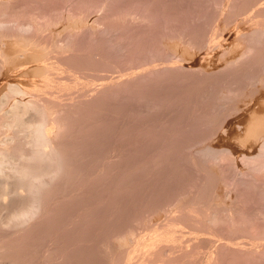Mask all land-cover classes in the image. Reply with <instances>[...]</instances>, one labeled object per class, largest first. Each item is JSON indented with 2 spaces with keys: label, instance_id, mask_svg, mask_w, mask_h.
Segmentation results:
<instances>
[{
  "label": "rangeland",
  "instance_id": "1",
  "mask_svg": "<svg viewBox=\"0 0 264 264\" xmlns=\"http://www.w3.org/2000/svg\"><path fill=\"white\" fill-rule=\"evenodd\" d=\"M0 4V16L6 19L11 18L8 20H11L12 23H14L12 24L9 22L8 24L10 26L7 24L4 28H0V86L3 84L0 89L3 90L4 84L7 83V81L8 83L16 82L20 83L22 86L24 85L23 87L27 89L29 88L28 91L31 89L36 90L37 88L39 93H47V95L51 96L50 99H55V101L58 100L56 103H59L58 105L62 109L64 108L62 110V117L68 124L67 129L69 133L66 135L65 139L71 144L73 150L76 149V153L75 151L73 152L72 149L71 153L77 155L72 154L74 156H71V160H69L70 163H72V165L70 164L72 166L70 174L72 179H68V184H62L65 186L61 185L63 189H61V191L58 189L61 193L57 191V201L60 203L56 201L57 205L53 207V209H55L53 210V214H55L53 215V220H56L54 221L55 224L53 223L54 226L52 225V228L50 227L51 229L48 234L45 230L46 233L41 232L42 235L39 234L40 237L36 235L34 237L35 239H33V242L36 245L39 244L40 241L44 243L43 240H45V243L47 242V244H51L53 249L54 247L56 248L53 251H48V255H44L40 252L39 260L44 256H49L51 264H124V260L125 264L128 260L134 262H128L127 264H137L143 261L141 260V256H144V260L146 261L150 259L147 262L151 261V264H155L153 263L154 260L152 261L153 258H155V260L162 258L160 259L161 261H155L158 262L157 264H163L162 261H165L167 258V261H165L166 264H185V262L186 264H199L200 262L203 263L204 259L206 260L203 264H206L207 257L210 258L212 255H217L216 257H219L223 254V259H221L222 256H220V260H222L221 262L219 261V258L217 259L214 257L216 258V261H218L217 264H264V255H261L259 259V256L252 255L250 252L251 247L255 246L257 243L260 244L264 242V238L261 240V237H264V219L263 222H261L262 218H259L260 221L259 219L257 220L253 218L256 222L252 221L253 219L251 220L255 208H257V206L263 201L262 196L264 195V189H261L263 186L261 184L263 183V180H257L256 182L254 177V179H252V177L250 178L251 175H248V169L243 168L246 164L241 163V161H245L244 158L246 156H253L256 154L260 139L257 142V140H255L257 138L251 139L250 137L249 139L244 137V130L239 128V123H237L239 120L247 117L249 109H259L261 103L259 104L258 102L264 99V42L256 47L255 51L258 53L254 52V55L247 60L248 62L246 61L247 58L245 59L246 62L244 61V65H234L232 67L229 65V68L226 66L227 63H229L228 61L239 56V54H241L240 52H242L248 44V37L243 33H247L250 31L249 29L254 28V26H264V0H0ZM3 12L7 15L6 17ZM35 18H37V20ZM18 20L21 22H31L33 27L31 26L30 29L28 28L29 30L26 29V32L25 29L22 30L17 26ZM45 20H49L48 22L50 23ZM43 22H45V25ZM13 25H15L14 27H17V29H15ZM20 44H23L25 47L30 45L27 47L30 48V50H34L36 47L45 48V52L41 57L43 59L41 60L49 63L50 70L53 68V71L51 70L52 73L50 70L45 73L44 71L34 68H30L31 70L28 69V71H26L23 66L27 64H17V66L12 63L11 65V61L14 58L8 60L5 59L6 54L4 57L3 50L7 52L6 50L8 49L12 50L11 47H20V51L18 48V50H15V48L12 50H15V52L18 51L16 54L19 55V52L23 50L21 49L23 46ZM8 45L10 48H8ZM213 45L214 47L212 48ZM257 48H261V50H258ZM10 50L8 52H12ZM26 50L30 52L29 49ZM256 58H261L259 60L257 59L258 63H256ZM223 62H227L224 64L225 66H222ZM244 62H242V64ZM253 62L257 65L255 66ZM33 63L34 62H32V64ZM199 64L200 67L202 65L203 69L199 68ZM164 65L165 67H163ZM219 66H222L224 69L227 67L228 69L224 70ZM69 67L71 68L69 69ZM157 67L161 70H158ZM214 67L217 68L215 71H212L211 69H215ZM218 67L221 71L217 70ZM152 69H154V73ZM164 69L166 72L162 71ZM66 72L69 74L67 75ZM59 74L61 77L62 74L65 75L66 80L64 76L63 79L58 77L60 76ZM251 74L253 75L254 80L249 77ZM237 76H239V78ZM232 77L234 78L233 80ZM42 78L51 80L50 86L53 88H44L45 86L41 85ZM248 78H250V82L248 81ZM36 81L40 84L36 83ZM84 81L85 83H83ZM62 83H67L68 86L64 85L63 87ZM97 83H102L99 85L101 87L97 86V88L95 86L98 85ZM103 83L105 85L108 84L107 86L109 88ZM7 86L5 88H7ZM91 86L94 87V90ZM86 87L91 88L89 89ZM240 87L241 89H239ZM1 90L0 97L4 93V91ZM37 90L36 92H38ZM29 93L22 97H29ZM34 93L35 92L33 91V94ZM79 94L82 95L79 96ZM77 96L79 97L77 98ZM13 97L15 98V96L12 95L9 100H13ZM258 97L261 98V100ZM225 98L227 100H225ZM242 101L244 102L242 103ZM217 104L220 105L217 106ZM220 107L223 108V111H220ZM3 108V106H0V112H2ZM1 130L0 138L4 136L5 132H7V128ZM77 130L79 132H77ZM83 130L85 133H83ZM226 131L229 132L230 135ZM239 132L243 133H240L239 136ZM79 134L82 135L80 136ZM70 138H72V140ZM245 138L248 139V141ZM204 146H213L218 149L222 148L219 158H217L216 161L211 157L212 161L209 157H205V159L204 156H202V152H200L202 147L205 148ZM199 156L202 159L199 158ZM196 160H198V162ZM91 167H93V169ZM89 168L91 171H89ZM94 168L96 169L94 170ZM244 169L248 172H244ZM81 170L84 173L81 172ZM72 173L74 175H72ZM227 173L229 177L227 176ZM208 175L210 176L207 177ZM74 180H76V183H71V181ZM88 181L90 182L88 183ZM227 181L229 183L231 182V185ZM79 182H81L80 185H78ZM250 184H254V186H251ZM81 185H83V187ZM68 188L69 191L67 190ZM208 188L211 190L209 191ZM260 189L263 192L261 191L260 193ZM197 190H199V195ZM64 192L65 194H62ZM228 192L229 194H227ZM181 198H183V200ZM185 198L188 199V202H185ZM87 199H89L88 201L90 202H88ZM195 199H198L199 201H196ZM209 199H211L214 204L215 202L219 204L227 203L235 210L238 209V211H234L236 213H234L236 216L235 220L239 218L238 222L233 224L226 219H223L225 223L221 220L218 223H214V225L217 224L216 226H213L211 223V225H209L206 222H198L195 217H197L196 214L200 215L199 212L202 211L200 208V211L196 213L195 211H191L187 217L184 215L183 217L180 216L182 213L181 208L185 207V209H189L194 206H204L205 202L207 203L205 206H208V204L212 203ZM74 200L77 202H74ZM196 202H201V204L196 205ZM66 203L68 205H66ZM179 203L184 205L180 206ZM189 203H191V207H188ZM96 205L97 207H95ZM79 206L81 207L79 208ZM177 209L178 211L176 212ZM163 211H166L165 215ZM81 212H83V214ZM174 212L176 214H174ZM245 213L246 216L248 214L249 216L246 217ZM191 214H193V216ZM58 215H60V218ZM176 215L180 216V219L185 218V220H179V217L177 218ZM171 216L178 220L177 222L174 220V227L171 226L172 219H174L173 217L170 218ZM189 216H192L194 219ZM165 218L169 220L167 221ZM163 220L165 223L170 220L171 222L167 223V227L165 225L162 228V225L165 224ZM62 221L66 222L63 223ZM193 222L194 224H191ZM199 223L204 225L201 224V226H199ZM257 223L260 225L261 223L263 224L260 226ZM243 224H245V227ZM176 225L179 226V228L176 227ZM159 227H161L160 230L157 229ZM170 227L174 230L172 231ZM109 228H111V230ZM162 229H167V232H163ZM203 229L208 230L207 233H205V230ZM151 230L152 232L154 231V233L157 230L159 233L162 231L161 233L163 234L160 233V236V234L156 232L159 235L156 233L153 235ZM219 230L221 232L224 231V234L222 232L220 235L221 232ZM241 230H244L245 233ZM181 231L182 233H179ZM50 232L52 234H50ZM173 232H177L178 234L176 235ZM230 232H233L236 237L233 233L230 234ZM246 232L249 233L247 234ZM43 233L45 234L43 235ZM150 233L154 236L153 238H155V244L153 245L150 242L152 236L150 239L147 238ZM60 235L62 240L59 239ZM169 235L171 238H169ZM171 235L177 236L175 237V239H177L174 240V237ZM44 236L46 237L44 238ZM129 237L131 239L135 237L137 239L141 238L142 240L140 241L142 242H148L150 240L148 242L149 245L147 242L145 243V246L149 247L146 248L143 245L144 243H139L140 241L137 239L133 242V239L130 240ZM166 238L171 239L170 241L172 242L178 241L179 238L181 243L176 242V244H174L170 242L169 239H167L166 242ZM181 238H183V242L181 241ZM208 239L211 241H208ZM36 240L38 243H36ZM161 240L163 242H161L160 245L159 242ZM222 240L223 243H221ZM136 241H138L139 246L141 245V249H136V245H138ZM168 241L169 244L171 243L170 245L174 244L170 248L167 246ZM229 241L230 243H228ZM76 242L79 245L78 247ZM195 242L199 244H196ZM178 243L183 246V249ZM150 244L151 246L155 245V252L152 250L153 253L151 257L149 254H144L146 252L149 253V251L142 250L153 248L150 247ZM222 245H225L224 249ZM191 247H194L193 250ZM237 247L239 249L242 248V250L239 251ZM61 248L62 250H60ZM177 248L179 250L181 248V250L178 251ZM229 248L232 249L229 250ZM124 249L127 252H125ZM233 249L238 251V253L233 251ZM112 251L114 252L112 253ZM122 251L126 256L122 255L124 254ZM188 251H190V254L188 256H183ZM135 252L139 253L136 254ZM207 252L209 254L210 252H214L216 255L210 254L211 256H209ZM232 252H236L238 256ZM217 253H219V255ZM154 254L157 258L153 256ZM163 254L166 255L164 256ZM78 255L79 257H77ZM85 255L87 256L85 257ZM52 256L53 258H50ZM109 256L110 258H108ZM129 256L131 258H129ZM145 257H148L149 259H146ZM185 257H188V259ZM137 260H139V262H137ZM196 260L198 263L195 262ZM248 260L250 261L248 262ZM251 260H253V262H251ZM147 262H145V264ZM141 264H143V262Z\"/></svg>",
  "mask_w": 264,
  "mask_h": 264
},
{
  "label": "bare ground",
  "instance_id": "2",
  "mask_svg": "<svg viewBox=\"0 0 264 264\" xmlns=\"http://www.w3.org/2000/svg\"><path fill=\"white\" fill-rule=\"evenodd\" d=\"M1 2H3V1H1ZM1 5V4H0ZM2 9V8H1ZM4 12H6V11H4ZM3 12V14H4V16L6 17L7 15H5V13ZM11 17V16H10ZM13 17V16H12ZM8 19H11V18H8ZM8 19H6V18H4V17H1L0 16V28H4L5 26H7V24L9 23V22H11L12 23V21L10 20H8ZM14 19H15V17H14ZM36 20H37V18H35ZM34 19V20H35ZM35 20V21H36ZM41 20V19H40ZM55 20V19H54ZM45 21H49V20H45ZM53 21V20H52ZM16 22V21H15ZM77 22V21H76ZM36 23H37V21H36ZM40 23V22H39ZM44 23V25H45V22H43ZM48 23H50V22H48ZM58 23V22H57ZM12 24H14V23H12ZM40 24H42V23H40ZM39 24V25H40ZM9 25V24H8ZM43 25V26H44ZM51 25V24H50ZM91 25V24H90ZM93 25V24H92ZM263 25V24H262ZM10 26V25H9ZM12 26V25H11ZM15 25H13V27H14ZM17 26L20 28V29H22V30H24L25 29V31H26V29H30V27L32 26L33 27V25H32V23L31 22H21V21H17ZM36 26V25H35ZM35 26H34V28H35ZM37 27V26H36ZM76 27V26H75ZM9 28V27H8ZM11 28V27H10ZM15 29H17V27H14ZM20 29H18V30H20ZM28 29V30H29ZM33 29V28H32ZM72 29V28H71ZM21 30V31H22ZM250 31H248L247 32V30H246V32L247 33H243V34H246L247 35V42H248V44L246 45V47H245V49L242 51V52H240L241 54H239V56H236L235 58H233L232 60H230V61H228L229 63H227V62H223V65L222 66H225L224 64L225 63H227V67L230 65L231 67L232 66H234V65H244L245 64V62L250 58V57H252V55H254L253 53L254 52H256V53H258L257 51H255V49H256V47H258V45L259 44H261V43H263L264 42V26H261V25H258V26H254V28H251V29H249ZM31 31V30H30ZM52 31V30H51ZM27 32V31H26ZM242 32V31H241ZM50 33V32H49ZM48 33V34H49ZM47 34V33H46ZM245 35V36H246ZM68 36V35H67ZM64 37V36H63ZM66 37V36H65ZM57 38V37H56ZM68 38V37H67ZM66 38V39H67ZM61 40V39H60ZM64 40V39H63ZM42 41V40H41ZM43 41H45V40H43ZM59 41V40H58ZM207 41V40H206ZM4 42V41H3ZM22 43H24L23 41H21ZM56 42V41H55ZM54 42V43H55ZM16 43V42H15ZM26 43V42H25ZM27 43H29V42H27ZM50 43V42H49ZM57 43H59V42H57ZM13 44V43H12ZM18 44V43H17ZM31 44V43H30ZM36 44V43H35ZM208 44V43H207ZM220 44V43H219ZM226 44H227V42H226ZM21 46H23V44H20ZM26 45V44H25ZM223 45H225V44H223ZM263 45H264V43H263ZM15 46V45H14ZM30 46V45H29ZM29 46H27V47H29ZM215 46H216V44H215ZM27 47H25V46H23V48H21V49H23V50H21V52H19V55L18 54H16V52H18V51H16L15 52V50L18 48H15V47H11V49L13 50L14 48H15V50L14 51H12V50H10V49H8V48H10V46L8 45V50H6L7 52L10 50V51H12V52H5V50H3L4 51V53H3V55H4V57H5V54H6V57H5V59H15V61H14V59L11 61V65H12V63H14V64H27V65H22L23 66V68H24V70H26V71H28V69H30V68H34V69H38V70H41V71H44L45 73H46V71L48 72L49 70H50V66H49V63L48 62H43L41 59H43V58H41L42 57V55H43V53L45 52V48H38V47H36V49L34 48V50H30V48H27ZM52 47V46H51ZM204 47V46H203ZM214 47V45L212 46V48ZM20 48V47H19ZM18 48V49H19ZM24 48H26V49H29L30 50V52L29 51H27L26 49H24ZM210 48H211V46H210ZM210 48H209V50H210ZM211 48V49H212ZM262 48H263V46H262ZM17 49V50H18ZM31 49H32V46H31ZM225 49V48H224ZM258 50H261V48L259 49V48H257ZM1 50V49H0ZM199 50H200V48H199ZM216 50V49H215ZM238 50V49H237ZM19 51H20V49H19ZM31 51H33V52H31ZM53 51V50H52ZM202 51V50H201ZM219 51V50H218ZM222 51V50H221ZM233 51V50H232ZM263 51V50H262ZM187 52V51H186ZM190 52V51H189ZM203 52V51H202ZM225 52H227V51H225ZM260 52V51H259ZM53 53V52H52ZM261 53V52H260ZM12 54V55H11ZM54 54V53H53ZM217 54H219V53H217ZM230 54V53H229ZM262 54V53H261ZM187 55V54H186ZM219 55H221V54H219ZM224 55V54H223ZM235 55V54H234ZM257 55V54H256ZM255 55V56H256ZM18 56V57H17ZM215 56H216V54H215ZM263 56V55H262ZM12 57V58H11ZM57 57V56H56ZM258 57V56H257ZM55 58V57H54ZM216 58V57H215ZM247 58V59H246ZM263 58V57H262ZM180 59V58H179ZM206 59H207V57H206ZM214 59V58H213ZM245 59H246V61H245ZM258 58H256L255 60H257ZM259 59H261V58H259ZM258 59V60H259ZM46 60V59H45ZM55 60V59H54ZM216 60V59H215ZM251 60V59H250ZM249 60V61H250ZM258 60H257V62L256 63H258ZM263 60V59H262ZM6 61V60H5ZM10 61V60H9ZM14 61V62H13ZM49 61V60H48ZM203 61V60H202ZM221 61V60H220ZM245 61V62H244ZM253 61V60H252ZM264 61V60H263ZM32 62H34L33 64H32ZM242 62H244L243 64H242ZM248 62V61H247ZM6 63H8V62H6ZM29 63H31V64H29ZM55 63V62H54ZM184 63V62H183ZM218 63V62H217ZM216 63V64H217ZM254 63V62H253ZM9 64V63H8ZM8 64H6V65H8ZM59 64V63H58ZM205 64V63H204ZM212 64V63H211ZM54 67H56L54 64H52ZM175 65V64H174ZM178 65V64H177ZM208 65V64H207ZM249 65L251 66V64L249 63ZM254 65H255V63H254ZM257 65V64H256ZM255 65V66H256ZM9 67H11L10 65H8ZM7 66V67H8ZM14 66V65H13ZM18 66V65H17ZM160 66V65H159ZM180 66V65H179ZM178 66V67H179ZM221 66V67H222ZM247 66V65H246ZM245 66V67H246ZM262 66V65H261ZM264 66V65H263ZM20 67V66H19ZM63 67V66H62ZM61 67V68H62ZM66 67V66H65ZM163 67H165V65L163 66ZM162 67V68H163ZM171 67V66H170ZM177 67V68H178ZM185 67V66H184ZM204 67V66H203ZM209 67V66H208ZM220 67V66H219ZM219 67H218V71L220 70L219 69ZM220 67V68H221ZM227 67H225V69H228ZM243 67V66H242ZM248 67V66H247ZM21 68V67H20ZM22 68V69H23ZM71 67H69V69H70ZM158 68V67H157ZM161 68V67H160ZM173 68V67H172ZM182 68V67H181ZM197 68V67H196ZM199 68L200 69H203L202 68V65H201V67H200V64H199ZM215 68V67H214ZM217 68V67H216ZM216 68L215 69H211L212 71L214 70H216ZM223 68V67H222ZM234 68V67H233ZM241 68V67H240ZM259 68V67H258ZM257 68V69H258ZM53 69V68H52ZM51 69V70H52ZM68 69V68H67ZM156 69V68H155ZM174 69V68H173ZM205 69V68H204ZM224 69V68H223ZM224 69V70H225ZM239 69V68H238ZM243 69V68H242ZM247 69V68H246ZM260 69H263V68H260ZM31 70V69H30ZM33 70V69H32ZM51 70H50V72H51ZM60 70V69H59ZM153 70V73H154V69H152ZM158 70H161V69H159L158 68ZM169 70V69H168ZM197 70V69H196ZM210 70V71H211ZM224 70H222V71H224ZM232 70V69H231ZM235 70V69H234ZM254 70H256V69H254ZM19 71V70H18ZM21 71V70H20ZM25 71V72H26ZM53 71V70H52ZM69 71H71V70H69ZM162 71H165V69L164 70H162ZM175 71V70H174ZM192 71V70H191ZM211 71V72H212ZM217 71V72H218ZM221 71V70H220ZM238 71H241V70H238ZM247 71V70H246ZM245 71V72H246ZM250 71V70H249ZM61 72V71H60ZM159 72H161V71H159ZM166 72V71H165ZM226 72V71H225ZM230 72V71H229ZM228 72V73H229ZM233 72V71H232ZM258 72V71H257ZM2 73V72H1ZM52 73V72H51ZM67 73V72H66ZM65 73V74H66ZM73 73V72H72ZM180 73V72H179ZM185 73V72H184ZM190 73V72H189ZM5 74V73H4ZM64 74V73H63ZM62 74V77H61V75L60 76H58V77H61L62 79H63V76H64V78H65V75H63ZM69 73H67V75H68ZM71 74V73H70ZM196 74V73H195ZM217 74V73H216ZM220 74V73H219ZM237 74H238V72H237ZM45 75V74H44ZM49 75V74H48ZM47 75V76H48ZM51 75V74H50ZM187 75H189V74H187ZM197 75V74H196ZM202 75V74H201ZM215 75V74H214ZM229 75V74H228ZM231 75V74H230ZM240 75V74H239ZM244 75V74H243ZM246 75V74H245ZM252 75V74H251ZM251 75H249V77L250 78H254L253 77V75L251 76ZM46 76V75H45ZM55 76V75H54ZM181 76V75H180ZM192 76V75H191ZM217 76V75H216ZM215 76V77H216ZM248 76V75H247ZM254 76H256V75H254ZM52 77V76H51ZM56 77V76H55ZM70 77V76H69ZM109 77H111V76H109ZM188 77V76H187ZM195 77V76H194ZM199 77V76H198ZM204 77V76H203ZM218 77V76H217ZM222 77V76H221ZM228 77V76H227ZM238 78H239V76H237ZM243 77V76H242ZM246 77V76H245ZM244 77V78H245ZM6 78H8V77H6ZM45 78V77H44ZM44 78H42V83H41V85L42 86H45L44 88H46V89H50V87H52V86H50V83H51V80H49V79H44ZM72 78V77H71ZM111 78H113V77H111ZM197 78V77H196ZM200 78V77H199ZM212 78V77H211ZM250 78H248V81H249V79ZM11 79H13V78H11ZM22 79V78H21ZM54 79V78H53ZM181 79V78H180ZM203 79V78H202ZM228 79V78H227ZM234 78L232 77V80H233ZM236 79V78H235ZM246 79V78H245ZM251 79V80H252ZM256 79V78H255ZM258 79V78H257ZM41 80V79H40ZM59 80H60V78H59ZM65 80H66V78H65ZM191 80V79H190ZM204 80V79H203ZM254 80V79H253ZM33 81V80H32ZM56 81V80H55ZM69 81V80H68ZM75 81V80H74ZM74 81H72V82H74ZM110 81V80H109ZM1 82H2V80H1ZM10 82V81H9ZM71 82V81H70ZM100 82V81H99ZM184 82V81H183ZM216 82V81H215ZM230 82V81H229ZM243 82H244V80H243ZM250 82V81H249ZM252 82H254V81H252ZM257 82V81H256ZM4 83V82H3ZM30 83V82H29ZM36 83H38L37 81H36ZM52 83H54V82H52ZM57 83V82H56ZM83 83H85V81L83 82ZM105 83V82H104ZM103 83V84H104ZM2 84V83H1ZM8 86H7V85ZM38 84H40V83H38ZM37 84V85H38ZM63 84V85H62ZM61 85L64 87V85H66V86H68V84L67 83H62ZM87 84V83H86ZM98 84V83H97ZM102 83H100V84H98V85H95L96 87L98 86V87H101V86H99V85H101ZM211 84V83H210ZM228 84V83H227ZM235 84H236V82H235ZM3 85V84H2ZM2 85L0 86L1 88H2ZM60 85V84H59ZM90 85V84H89ZM105 85V84H104ZM104 85H103V87H104ZM108 84H106L105 86H107ZM110 85V84H109ZM229 85V84H228ZM7 86V88H5ZM24 86V85H23ZM20 83H8V81H7V83H5L4 84V88H5V90H4V88H3V90H1V91H4V93L2 94V98L0 97V106L2 107H4L3 109H2V112H0V134H1V129H6L7 128V132H5V134H4V136L2 137V138H0V264H51V261H50V259H49V256H44V257H42V259L41 260H39L40 258V255H39V253L41 252L42 254H47L48 253V251L50 252V250H54V249H56L55 247H54V249H53V246L51 245V244H47V242L45 243V240H43L44 241V243H42L41 241L39 242V244H34V240L33 239H35L34 237L36 236V235H38L39 236V234H41V232H45V230L47 231V234L49 233V230L52 228L51 226L53 225V223H54V221H56V220H53V215H55V214H53V210H55V209H53V207H55L57 204H56V201L58 200L57 199V191L58 192H60L61 191V189H63L62 188V186H65V185H62V184H65V183H67L68 184V179L69 178H71L70 177V174H71V168H72V163H70V161L69 160H71V156H74V155H76V154H74V153H71L72 151L74 152L75 151V153H76V149H72V147H71V144H69L67 141H66V139H65V137H66V135L69 133L68 132V129H67V122L64 120V118L62 117V110L64 109H62L58 104L59 103H56L58 100H56L55 101V99H50V97L51 96H49V95H47V93H43V94H41V93H39V91L37 90V88H36V90L38 91V92H36V90H33V89H31V90H29L28 91V89L27 88H25V87H23ZM61 86V87H62ZM76 86V85H75ZM94 86V85H93ZM93 86H91L92 88H93V90H94V87ZM112 86V85H111ZM239 86V85H238ZM37 87V86H36ZM56 87V86H55ZM62 87V88H63ZM71 87V86H70ZM90 87V88H91ZM97 87V88H98ZM108 87V86H107ZM106 87V88H107ZM211 87V86H210ZM213 87V86H212ZM237 87V86H236ZM53 88V87H52ZM57 88V87H56ZM59 88V87H58ZM62 88H61V90H62ZM86 88H89V87H86ZM89 88V89H90ZM105 88V87H104ZM109 88V87H108ZM113 88V87H112ZM219 88V87H218ZM223 88V87H222ZM7 89V90H6ZM65 89V88H64ZM66 89H67V87H66ZM70 89V88H69ZM74 89V88H73ZM85 89V88H84ZM216 89V88H215ZM228 89V88H227ZM234 89V88H233ZM239 89H241V87L239 88ZM41 90V89H40ZM44 90V89H43ZM72 90V89H71ZM86 90V89H85ZM101 90V89H100ZM99 90V91H100ZM104 90H107V89H104ZM217 90H219V89H217ZM33 91L35 92L34 94H33ZM66 91V90H65ZM98 91V92H99ZM211 91V90H210ZM238 91V90H237ZM29 92H31V93H29ZM53 92V91H52ZM86 92V91H85ZM88 92V91H87ZM95 92V91H94ZM217 92V91H216ZM219 92V91H218ZM229 92H230V90H229ZM228 92V93H229ZM27 93H29V97H22V96H24L25 94H27ZM62 93H64V92H62ZM68 93V92H67ZM96 93V92H95ZM102 93V92H101ZM232 93V92H231ZM49 94V93H48ZM71 94V93H70ZM83 94H84V92H83ZM87 94V93H86ZM97 94V93H96ZM96 94H94V95H96ZM15 96V98L13 97V100L11 99V100H9L10 99V97L11 96ZM61 95V94H60ZM78 95V94H77ZM82 94H79V96H81ZM93 95V96H94ZM55 96V95H54ZM58 96V95H57ZM62 96V95H61ZM60 96V97H61ZM64 96H66V95H64ZM76 96V95H75ZM79 96H77V98L79 97ZM86 96V95H85ZM59 97V96H58ZM227 97V96H226ZM262 97V96H261ZM53 98V97H52ZM67 98V97H66ZM75 98V97H74ZM86 98V97H85ZM85 98H83V99H85ZM215 98V97H214ZM232 98V97H231ZM259 98V97H258ZM263 98H264V96H263ZM86 99H88V98H86ZM216 99V98H215ZM214 99V100H215ZM217 99H218V97H217ZM251 99V98H250ZM260 100H261V98H259ZM60 100V99H59ZM75 100V99H74ZM79 100V99H78ZM82 100V99H81ZM225 100H227L226 98H225ZM249 100V99H248ZM259 100V101H260ZM68 101V100H67ZM66 101V102H67ZM71 102V101H70ZM244 101H242V103H243ZM69 103V102H68ZM76 103H77V100H76ZM214 103V102H213ZM226 103V102H225ZM225 103H223V104H225ZM256 103H257V101H256ZM259 104L261 103V107H259V109L257 108V109H254V108H251V109H249V113H248V115H247V117H245V119L243 118V119H241V120H239V122H237V123H239V128H241V129H243L244 130V137H246V138H249L250 139V137H251V139H255V138H257V139H255V140H257V142H258V140H259V142H258V144H259V146H257L258 148H257V151H256V154L255 155H253V156H246L245 158H244V160L245 161H241V163L243 164V163H245L246 165H248V166H246L245 165V167H243V168H245V169H248V171L250 172H248L247 170H245L244 169V172H248V175L250 176V178L252 177V179H256V182H257V180L258 181H260V180H263V183H261L263 186H264V99L263 100H261L260 102H258ZM65 104V103H64ZM214 104H216V103H214ZM222 104V105H223ZM63 105V104H62ZM78 105V104H77ZM87 105V104H86ZM220 105V104H219ZM218 104H217V106H219ZM253 105V104H252ZM75 106V105H74ZM79 106V105H78ZM214 106V105H213ZM224 106V105H223ZM243 106V105H242ZM68 107V106H67ZM82 107H84V106H82ZM226 107V106H225ZM81 108V107H80ZM221 108V107H220ZM231 108V107H230ZM234 108V107H233ZM67 109V108H66ZM223 108H221L220 109V111L222 110ZM72 110V109H71ZM77 110V109H76ZM225 110H226V108H225ZM234 110V109H233ZM83 111V110H82ZM81 111V112H82ZM223 111V110H222ZM81 112H79V113H81ZM225 112V111H224ZM73 113H75V112H73ZM243 113V112H242ZM246 113V114H247ZM66 114H67V111H66ZM78 114V113H77ZM72 116H74V115H72ZM230 116V115H229ZM64 117H65V115H64ZM77 117V116H76ZM227 117V116H226ZM67 118V117H66ZM69 118V117H68ZM78 118V117H77ZM225 119V118H224ZM72 120H73V118H72ZM70 121V120H69ZM220 121V120H219ZM73 122V121H72ZM81 123H83V122H81ZM219 124V123H218ZM69 125H72V124H69ZM75 125V124H74ZM238 125V124H237ZM79 126V125H78ZM77 126V127H78ZM82 126V125H81ZM84 126V125H83ZM230 127V126H229ZM86 128V127H85ZM69 129H71V128H69ZM74 129V128H73ZM77 129V128H76ZM216 129H217V127H216ZM6 131V130H5ZM84 131V130H83ZM83 131H81V132H83ZM88 131V130H87ZM215 131V130H214ZM77 132H79L78 130H77ZM227 132V131H226ZM232 132V131H231ZM236 132V131H235ZM234 132V133H235ZM83 133H85V131L83 132ZM228 134H229V132H227ZM240 133L241 132H239V136H240ZM243 133V132H242ZM241 133V134H242ZM233 134V133H232ZM70 135V134H69ZM71 135H72V133H71ZM80 135V134H79ZM82 135V134H81ZM80 135V136H81ZM230 135V134H229ZM242 135V136H243ZM75 136V135H74ZM77 136V135H76ZM241 136V137H242ZM70 137V136H69ZM73 137V136H72ZM237 137V136H236ZM79 138V137H78ZM225 138V137H224ZM229 138H231V137H229ZM245 138V139H246ZM71 140H72V138H70ZM75 139V138H74ZM73 139V140H74ZM238 139V138H237ZM2 140V141H1ZM247 141H248V139H246ZM199 141V140H198ZM254 141V140H253ZM199 142H201V141H199ZM255 142V141H254ZM72 143L74 144V142L72 141ZM78 143V142H77ZM232 143V142H231ZM234 143V142H233ZM253 143V142H252ZM69 144V145H68ZM79 144V143H78ZM210 144V143H209ZM246 144V143H245ZM75 145H76V143H75ZM220 145V144H219ZM218 145V146H219ZM248 145V144H247ZM255 145V144H254ZM70 146V147H69ZM215 146V145H214ZM188 147H189V145H188ZM187 147V148H188ZM205 147V146H204ZM251 147V146H250ZM220 148V147H219ZM225 148V147H224ZM71 149H72V151H71ZM201 149V148H200ZM222 149V148H221ZM221 149H218L217 147H213V146H206L205 148H203L202 147V149L200 150V152H202V156H204V158L206 157H211L212 159H215V161L217 160V158H219V156H220V151H221ZM78 150V149H77ZM189 151H190V147H189ZM193 151V150H192ZM197 151V150H196ZM229 151V150H228ZM243 151V150H242ZM78 152V151H77ZM195 152V151H194ZM199 152V151H198ZM197 152V153H198ZM246 152V151H245ZM248 152V151H247ZM188 153V152H187ZM193 153V152H192ZM224 153V152H223ZM226 153V152H225ZM244 153V152H243ZM249 153V152H248ZM72 154H74V155H72ZM81 154V153H80ZM231 154V153H230ZM253 154V153H252ZM193 155H195V154H193ZM201 155V154H200ZM242 155V154H241ZM244 155V154H243ZM250 155V154H249ZM77 156V155H76ZM75 156V157H76ZM81 156V155H80ZM230 156V155H229ZM234 156V155H233ZM192 157V156H191ZM76 158H78V157H76ZM84 158V157H83ZM199 158H201L200 156H199ZM205 158V159H206ZM211 158H210V160H211ZM75 159V158H74ZM111 159H112V157H111ZM202 159V158H201ZM220 159H222V158H220ZM73 160V159H72ZM75 160H77V159H75ZM75 160H74V162H75ZM209 160V161H210ZM227 160V159H226ZM240 160H242V159H240ZM197 162H198V160H196ZM212 161V160H211ZM215 161H213V162H215ZM229 161V160H228ZM227 161V162H228ZM73 162V161H72ZM79 162V161H78ZM80 162H81V160H80ZM197 162H196V164H197ZM200 162V161H199ZM232 163V162H231ZM241 163H239V164H241ZM71 164V165H70ZM74 164V163H73ZM75 164H77V163H75ZM199 164V163H198ZM228 164V163H227ZM79 165V164H78ZM82 165H84V164H82ZM91 165V164H90ZM71 166V167H70ZM109 166V165H108ZM244 166V165H243ZM81 167V166H80ZM85 167V166H84ZM87 167V166H86ZM93 167H94V165H93ZM93 167H91L92 169H93ZM204 167V166H203ZM220 167V166H219ZM246 167H248V168H246ZM73 168H74V166H73ZM109 168V167H108ZM222 168V167H221ZM224 168V167H223ZM229 168V167H228ZM236 168V167H235ZM234 168V169H235ZM77 169V168H76ZM81 169V168H80ZM85 169V168H84ZM90 169V168H89ZM96 168H94V170H95ZM99 169V168H98ZM78 170V169H77ZM83 170V169H82ZM81 170V172H83ZM88 170V169H87ZM205 170V169H204ZM230 170V169H229ZM236 170V169H235ZM89 171H91V169L89 170ZM219 171H221V170H219ZM241 171V170H240ZM239 171V172H240ZM74 172V171H73ZM85 172H86V170H85ZM230 172V171H229ZM241 172H243V171H241ZM80 173V172H79ZM84 173V172H83ZM88 173H90V172H88ZM211 173V172H210ZM221 173H223V172H221ZM237 173V172H236ZM78 174V173H77ZM82 174V173H81ZM94 174H96V173H94ZM94 174H93V177H94ZM226 174V173H225ZM238 174V173H237ZM236 174V175H237ZM72 175H74L73 173H72ZM79 175V174H78ZM87 175V174H86ZM91 175H92V173H91ZM97 175H98V173H97ZM215 175V174H214ZM224 175V174H223ZM239 175V174H238ZM82 176V175H81ZM87 176H89V175H87ZM99 176V175H98ZM205 176V175H204ZM203 176V177H204ZM210 175H208L207 177H209ZM221 176V175H220ZM227 176H228V173H227ZM73 177V176H72ZM79 177V176H78ZM77 177V178H78ZM82 177H84V176H82ZM97 177V176H96ZM229 177V176H228ZM237 177V176H236ZM236 177H235V182H236ZM241 177V176H240ZM246 177V176H245ZM244 177V178H245ZM254 177V178H253ZM75 178H76V174H75ZM212 178H214V177H212ZM222 178V177H221ZM230 178H231V176H230ZM234 178V177H233ZM243 178V177H242ZM72 179V178H71ZM87 179V178H86ZM89 179V178H88ZM248 179V178H247ZM247 179H246V181H247ZM251 179V180H252ZM78 180V179H77ZM90 180H91V177H90ZM198 180V179H197ZM203 180H205V179H203ZM222 180V179H221ZM220 180V181H221ZM224 180V179H223ZM230 180H232V179H230ZM94 181V180H93ZM211 181V180H210ZM249 181V180H248ZM254 181V180H253ZM73 182H75L76 183V180H74V181H71V183H73ZM90 181H88V183H89ZM191 182V181H190ZM189 182V183H190ZM202 182V181H201ZM208 182V181H207ZM218 182V181H217ZM228 182V181H227ZM233 182V181H232ZM242 182V181H241ZM252 182V181H251ZM262 182V181H261ZM80 183L81 182H79V184L78 185H80ZM86 183V182H85ZM92 183V182H91ZM192 183V182H191ZM203 183V182H202ZM229 183V182H228ZM231 183V182H230ZM229 183V184H230ZM254 183V182H253ZM83 184V183H82ZM95 184V183H94ZM193 184V183H192ZM211 184V183H210ZM242 184V183H241ZM246 184V183H245ZM245 184H244V186H245ZM259 184V183H258ZM62 185V186H61ZM90 185V184H89ZM88 185V186H89ZM190 185V184H189ZM200 185V184H199ZM198 185V186H199ZM203 185V184H202ZM201 185V186H202ZM205 185V184H204ZM208 185V184H207ZM231 185V184H230ZM235 185V184H234ZM247 185V184H246ZM249 185V184H248ZM251 185V184H250ZM253 186H254V184H252ZM251 185V186H252ZM261 185V186H262ZM61 188H60V187ZM76 186V185H75ZM82 187H83V185H81ZM85 186V185H84ZM191 186V185H190ZM196 186V185H195ZM197 186V187H198ZM210 186V185H209ZM233 186V185H232ZM257 186V185H256ZM262 186V187H263ZM70 187H71V184H70ZM77 187V186H76ZM189 187V186H188ZM207 187V186H206ZM214 187V186H213ZM231 187V186H230ZM261 187V189L263 190L264 189V187L262 188ZM66 188H67V185H66ZM191 188H192V186H191ZM200 188V187H199ZM202 188V187H201ZM204 188V187H203ZM58 189H60V191L58 190ZM72 189H74V188H72ZM228 189V188H227ZM251 189V188H250ZM260 189V193H261V190ZM66 190V189H65ZM68 191H69V188L67 189ZM82 190H83V188H82ZM85 190V189H84ZM191 190V189H190ZM208 190L210 191L211 189H209L208 188ZM235 190V189H234ZM112 191H113V189H112ZM198 191V195H199V190H197ZM207 191V190H206ZM231 191V190H230ZM250 191V190H249ZM66 192V191H65ZM65 192L64 193H62V194H65ZM73 192V191H72ZM78 192H80V191H78ZM77 192V193H78ZM98 192V191H97ZM196 192V191H195ZM208 192V191H207ZM263 192V191H262ZM61 193V192H60ZM70 193V192H69ZM81 193V192H80ZM85 193V192H84ZM90 193V192H89ZM264 193V192H263ZM87 194H88V192H87ZM205 194V193H204ZM227 194H229V192L227 193ZM255 194V193H254ZM61 195V194H60ZM73 195V194H72ZM76 195V194H75ZM74 195V196H75ZM80 195V194H79ZM85 195V194H84ZM90 195V194H89ZM91 195H92V193H91ZM99 195V194H98ZM195 195V194H194ZM201 195H203V194H201ZM216 195V194H215ZM261 195V194H260ZM66 196V195H65ZM94 196V195H93ZM97 196V195H96ZM111 196V195H110ZM235 196V195H234ZM259 196V195H258ZM264 196V195H263ZM262 196V203L260 204V205H256L257 206V208H255V210H254V213H253V215H252V218H251V220L253 219V218H255V219H259V218H262L261 220V222H263V219H264V197ZM58 197H60V196H58ZM76 197V196H75ZM80 197H82V196H80ZM80 197H78V198H80ZM95 197V196H94ZM93 197V198H94ZM197 197V196H196ZM205 197V196H204ZM210 197V196H209ZM226 197H227V195H226ZM257 197V196H256ZM109 198V197H108ZM206 198V197H205ZM234 198V197H233ZM61 199V198H60ZM72 199H73V196H72ZM76 199V198H75ZM95 199H96V197H95ZM100 199H101V196H100ZM103 199V198H102ZM112 199V198H111ZM182 200H183V198H181ZM180 199V200H181ZM186 199V198H185ZM63 200V199H62ZM80 200H82L81 198H80ZM89 199H87V201H88ZM176 200V199H175ZM179 200V199H178ZM188 199H186V201L185 202H188L187 201ZM196 200V199H195ZM198 200V199H197ZM196 200V201H197ZM201 200H203V199H201ZM209 200H211V199H209ZM218 200V199H217ZM234 200V199H233ZM255 200V199H254ZM61 201V200H60ZM67 201H69V200H67ZM72 201V200H71ZM76 200H74V202H75ZM92 201H93V199H92ZM107 201V200H106ZM113 201V200H112ZM199 201V200H198ZM206 201V200H205ZM212 201V200H211ZM252 201V200H251ZM58 202V201H57ZM77 202V201H76ZM82 202V201H81ZM80 202V203H81ZM88 202H90V201H88ZM99 202H101V201H99ZM166 202H167V200H166ZM171 202V201H170ZM258 202V201H257ZM58 203H60V202H58ZM86 203V202H85ZM84 203V204H85ZM105 203V202H104ZM113 203V202H112ZM184 203V202H183ZM182 203V204H183ZM204 203V202H203ZM212 203H213V201H212ZM208 204V206H205V204H207L206 202L204 203V206H202V205H200V206H194L193 208H189V209H185V207L184 208H181V211H182V213H181V215L180 216H182L183 217V215L184 216H188L190 213H191V211H195V213L196 212H198V211H200L199 210V208L202 210L201 212H199L200 213V215L198 214H196V216L197 217H195V219L197 218V220L196 221H198V222H202V223H208L209 225H213V226H216V225H214V223H218L219 221H221V220H223V219H226L227 221H229L230 223H237L238 222V219H236L235 220V215H234V211H238V209L237 210H235L231 205H229V204H225V203H222V204H219V203H216L215 202V204L213 203V204ZM232 203V202H231ZM62 204V203H61ZM68 204H69V202H68ZM67 203H66V205H68ZM170 204V203H169ZM180 204V203H179ZM191 203H189V205H190ZM192 204H194V203H192ZM199 205V204H201V202H196V205ZM63 205H64V203H63ZM63 205H61V206H63ZM90 205V204H89ZM112 205V204H111ZM174 205V204H173ZM184 205V204H183ZM183 205H181L180 204V206H183ZM187 205V204H186ZM188 205V207H191V205L189 206ZM250 205V204H249ZM59 206V205H58ZM72 206V205H71ZM94 206V205H93ZM167 206V205H166ZM202 206V207H201ZM236 206V205H235ZM81 206H79V208H80ZM85 207V206H84ZM95 207H97V205L95 206ZM110 207V206H109ZM169 207V206H168ZM174 207V206H173ZM187 207V206H186ZM239 207V206H238ZM253 207V206H252ZM63 208V207H62ZM61 208V209H62ZM78 208V207H77ZM89 208V207H88ZM180 208H179V211H180ZM90 209V208H89ZM95 209V208H94ZM163 209V208H162ZM176 209V208H175ZM234 209V210H233ZM57 210H58V208H57ZM69 210V209H68ZM109 210V209H108ZM164 210V209H163ZM168 210V209H167ZM174 210V209H173ZM242 210V209H241ZM61 211V210H60ZM65 211V210H64ZM90 211V210H89ZM111 211V210H110ZM169 211V210H168ZM171 211V210H170ZM178 211V209L176 210V212ZM249 211H251V210H249ZM57 212H59V211H57ZM164 212V215H165V212L166 211H163ZM252 212V211H251ZM64 213V212H63ZM62 213V214H63ZM65 213H66V211H65ZM82 214H83V212H81ZM85 213V212H84ZM90 213V212H89ZM97 213V212H96ZM111 213V212H110ZM171 213H172V211H171ZM195 213H193V214H195ZM241 213H242V211H241ZM247 213V212H246ZM246 213H245V216H246ZM58 214V213H57ZM79 214V213H78ZM174 214H176L175 212H174ZM180 214V213H179ZM193 214H191L192 216H193ZM236 214V213H235ZM239 214V213H238ZM70 215V214H69ZM81 215V214H80ZM173 215V214H172ZM178 215V214H177ZM176 215V217L179 219V220H182V219H184L185 220V218H182V219H180V216H177ZM242 215V214H241ZM240 215V216H241ZM60 215H58V217H59ZM79 216V215H78ZM175 216V215H174ZM192 216H189V217H191L192 218ZM247 216H249V214L247 215ZM246 216V217H247ZM62 217V216H61ZM74 217V216H73ZM92 217V216H91ZM173 216H171L170 218H172ZM189 217H188V221H189ZM60 218V217H59ZM64 218V217H63ZM67 218V217H66ZM65 218V219H66ZM162 218V217H161ZM174 218V217H173ZM177 218L175 219H172L173 221H172V225H171V223H170V225L171 226H175V224L173 225V222H174V220L177 222L178 220H177ZM250 218V217H249ZM57 219V218H56ZM92 219V218H91ZM95 219V218H94ZM165 219H167V218H165ZM192 219H194V218H192ZM59 220V219H58ZM66 220H68V219H66ZM169 219H167V221H168ZM164 221V220H163ZM166 221V222H167ZM195 221V222H196ZM224 221V220H223ZM249 221V220H248ZM247 221V222H248ZM252 221H255L254 219L252 220ZM252 221H251V223H252ZM259 221H260V219H259ZM258 221V222H259ZM58 222V221H57ZM56 222V223H57ZM63 222V221H62ZM66 222V221H65ZM65 222H63V223H65ZM83 222V221H82ZM169 222H171V220L169 221ZM169 222H167V223H169ZM175 222V223H176ZM256 222V221H255ZM254 222V223H255ZM61 223V222H60ZM161 223V222H160ZM164 223H165V221H164ZM167 223H165L164 225H162V228H163V226H165L166 225V227L168 226V224ZM181 223V222H180ZM184 223V222H183ZM187 223V222H186ZM201 223V224H202ZM211 223V224H210ZM224 223H225V221H224ZM230 223H228V224H230ZM55 224V223H54ZM161 224H163V223H161ZM190 224V223H189ZM188 224V225H189ZM191 224H194V222L193 223H191ZM201 224L199 223L198 225L199 226H201ZM227 224V223H226ZM257 224H259V223H257ZM263 223H261V225H262ZM66 225V224H65ZM83 225V224H82ZM92 225V224H91ZM95 225V224H94ZM177 225H178V223H177ZM176 225V227H178L179 228V226H177ZM187 225V226H188ZM197 225V226H198ZM202 225H204V224H202ZM208 225V226H209ZM232 225V224H231ZM245 224H243V226H244ZM260 225V224H259ZM260 225V226H261ZM54 226V225H53ZM68 226V225H67ZM152 226V225H151ZM206 226V225H205ZM204 226V227H205ZM234 226V225H233ZM258 226V225H257ZM256 226V227H257ZM51 227V228H50ZM55 227H56V225H55ZM59 227V226H58ZM61 227V226H60ZM69 227V226H68ZM99 227V226H98ZM114 227V226H113ZM150 227V226H149ZM191 227V226H190ZM207 227V226H206ZM245 227V226H244ZM254 227V226H253ZM165 228V227H164ZM183 228V227H182ZM238 228H239V226H238ZM247 228V227H246ZM245 228V229H246ZM248 228H249V226H248ZM264 228V227H263ZM48 229V230H47ZM54 229V228H53ZM110 230H111V228H109ZM131 229V228H130ZM148 229V228H147ZM157 229H161V227H159V228H157ZM170 229L173 231L174 229H172L171 227H170ZM169 229V230H170ZM192 229V228H191ZM198 229V228H197ZM202 229V228H201ZM207 229V228H206ZM209 229H210V227H209ZM215 229V228H214ZM213 229V230H214ZM217 229V228H216ZM228 229H229V227H228ZM227 229V230H228ZM231 229H232V227H231ZM250 229H251V227H250ZM258 229H259V227H258ZM67 230V229H66ZM76 230V229H75ZM78 230V229H77ZM88 230V229H87ZM134 230V229H133ZM153 230V229H152ZM152 230H151V232H152ZM177 230V229H176ZM182 230V229H181ZM203 230H205V229H203ZM202 230V231H203ZM212 230V231H213ZM221 230V229H220ZM219 230V231H220ZM226 230V229H225ZM247 230V229H246ZM245 230V231H246ZM252 230V229H251ZM250 230V231H251ZM260 230V229H259ZM58 231V230H57ZM70 231V230H69ZM135 231V230H134ZM134 231H133V235H134ZM162 231L164 232V231H166L167 232V229H165V230H163L162 229ZM162 231H160V233L162 232ZM198 231V230H197ZM207 231L208 230H205L204 232L205 233H207ZM209 231H211V230H209ZM230 231V230H229ZM234 231V230H233ZM241 231H243L244 232V230H241ZM256 231V230H255ZM51 232H52V230H51ZM50 232V234H52ZM110 232V231H109ZM113 232V231H112ZM130 232V231H129ZM156 232H158V230L156 231ZM155 232V233H156ZM165 232V233H166ZM177 232H178V230H177ZM174 233V234H178V233ZM201 232V231H200ZM221 232V231H220ZM223 232V234H224V231H222ZM222 232L220 233V235L222 234ZM227 232V231H226ZM237 232V231H236ZM239 232V231H238ZM252 232V231H251ZM254 232V231H253ZM258 232V231H257ZM256 232V233H257ZM46 233V232H45ZM45 233H43V235L45 234ZM64 233V232H63ZM69 233V232H68ZM79 233V232H78ZM87 233V232H86ZM90 233V232H89ZM131 233V232H130ZM138 233V232H137ZM155 233H154V231L152 232V234L153 235H155ZM159 233V232H158ZM158 233H156L157 235H159ZM179 233H182V231L181 232H179ZM189 233H190V231H189ZM202 233V232H201ZM209 233V232H208ZM229 233V232H228ZM228 233H227V236H228ZM231 233H233V232H230V234ZM240 233V232H239ZM245 233V232H244ZM247 234L249 233V232H246ZM46 234V235H47ZM90 234H92V233H90ZM139 234V233H138ZM138 234H137V237H138ZM144 234V233H143ZM161 234H163V233H161ZM161 234H160V236H161ZM199 234V233H198ZM212 234V233H211ZM251 234H254V233H251ZM42 235V234H41ZM115 235V234H114ZM131 235V234H130ZM129 235V236H130ZM146 235V234H145ZM145 235H144V237H145ZM187 235H189V234H187ZM216 235V234H215ZM219 235V234H218ZM233 235H234V233H233ZM232 235V236H233ZM242 235V234H241ZM250 235V234H249ZM249 235H247V236H249ZM264 235V234H263ZM50 236V235H49ZM112 236V235H111ZM150 236V237H149ZM151 233L147 236V238H151ZM172 237H174V240H176L175 239V237H177V236H174V235H171ZM185 236H186V234H185ZM199 236V235H198ZM235 236V235H234ZM233 236V237H234ZM238 236V235H237ZM243 236V235H242ZM245 236H246V234H245ZM40 237V236H39ZM43 237V236H42ZM46 236H44V238H45ZM69 237V236H68ZM85 237H87V236H85ZM110 237V236H109ZM126 237V236H125ZM143 237V238H144ZM154 236H152V239H150L149 241L151 242V244L153 245V244H155V241H154V239L155 238H153ZM155 237H157V236H155ZM168 237V236H167ZM207 237V236H206ZM230 237V236H229ZM236 237V236H235ZM256 237H257V234H256ZM49 238V237H48ZM53 238H54V236H53ZM52 238V239H53ZM81 238H82V236H81ZM130 238V237H129ZM128 238V239H129ZM169 238H171L170 237V235H169ZM169 238H166L165 239V241L167 240V239H169ZM212 238V237H211ZM214 238V237H213ZM240 238V237H239ZM243 238H245V237H243ZM260 238V237H259ZM262 238H264V237H261V240H263ZM40 239V238H39ZM55 239V238H54ZM59 239H61V235H60V238ZM75 239V238H74ZM85 239V238H84ZM92 239V238H91ZM90 239V240H91ZM112 239V238H111ZM127 239V240H128ZM133 239V242H134V240L135 239H137L136 237L135 238H132ZM131 238H130V240H132ZM146 239V238H145ZM173 239V238H172ZM182 239L183 238H181V241H182ZM204 239V238H203ZM253 239V238H252ZM62 240V239H61ZM87 240V239H86ZM95 240V239H94ZM106 240H108V239H106ZM130 240H128V241H130ZM137 240H142L141 238H139V239H137ZM144 240V239H143ZM164 240V239H163ZM171 239H169V241H170ZM180 239L178 238V241H174V242H172V241H170V242H172V243H174V244H176V242H180L179 241ZM199 240V239H198ZM210 239H208V241H209ZM214 240H215V238H214ZM213 240V241H214ZM229 240V239H228ZM53 241V240H52ZM59 241V240H58ZM57 241V242H58ZM74 241H76V240H74ZM79 241V240H78ZM82 241H83V239H82ZM99 241V240H98ZM103 241V240H102ZM148 241V242H149ZM165 241H164V243H165ZM169 241H168V244H169ZM185 241V240H184ZM188 241V240H187ZM189 241H191V240H189ZM211 241V240H210ZM235 241H236V239H235ZM247 241V240H246ZM92 242V241H91ZM127 242V241H126ZM137 243H138V241H136ZM142 241H140L139 243H141ZM147 242V241H146ZM146 242H142V243H144L143 245L145 246L146 244ZM147 242V244L149 245V243ZM161 242H163L162 240L159 242L160 243V245H161ZM167 242V241H166ZM183 242V241H182ZM194 242V241H193ZM218 242V241H217ZM242 242V241H241ZM36 243H38V241L36 240ZM49 243V242H48ZM56 243V242H55ZM70 243V242H69ZM90 243V242H89ZM109 243V242H108ZM139 243H138V245H136L135 243V245H136V249H141L140 248V246H139ZM141 243V244H142ZM157 243V242H156ZM181 243V242H180ZM196 243V242H195ZM221 243H223V240H222V242ZM228 243H230V241L228 242ZM240 243V242H239ZM66 244V243H65ZM76 244H77V242H76ZM86 244V243H85ZM106 244V243H105ZM104 244V245H105ZM133 244V245H134ZM151 244H150V247H153V248H148V249H150V250H148V249H142V250H144V251H149V253L148 252H146V253H144V254H146V255H150V257H151V255H152V250H154V247H155V245L154 246H151ZM158 244V243H157ZM167 244V246H169V248L171 247V246H173V245H168ZM183 244V243H182ZM196 244H199V243H196ZM235 244H237V243H235ZM252 244V243H251ZM94 245V244H93ZM104 245H103V247H104ZM159 245V244H158ZM178 245H180L179 243H178ZM177 245V246H178ZM210 245V244H209ZM216 245V244H215ZM226 245V244H225ZM225 245H222L223 246V249L225 248ZM228 245H230V244H228ZM253 245V244H252ZM55 246V245H54ZM73 246V245H72ZM79 245L77 244V247H78ZM90 246V245H89ZM138 246V247H137ZM143 246V247H144ZM180 246H182V245H180ZM193 246V245H192ZM204 246H206V245H204ZM203 246V247H204ZM221 246V245H220ZM219 246V247H220ZM62 247V246H61ZM81 247V246H80ZM109 247V246H108ZM110 247H111V250H112V246H111V244H110ZM130 247V246H129ZM135 247V246H134ZM133 247V248H134ZM146 247V246H145ZM144 247V248H145ZM147 247H149V246H147ZM146 247V248H147ZM157 247V246H156ZM175 247V246H174ZM195 247V246H194ZM193 247V248H194ZM207 247V246H206ZM236 247V246H235ZM235 247H233V248H235ZM69 248V247H68ZM71 248V247H70ZM173 248V247H172ZM190 248V247H189ZM192 248V247H191ZM193 248H192V250H193ZM238 248V247H237ZM71 249H73V248H71ZM91 249V248H90ZM99 249V248H98ZM105 249V248H104ZM121 249H122V247H121ZM125 249H126V247H125ZM124 249V250H125ZM163 249V248H162ZM173 249H175V248H173ZM178 249V248H177ZM176 249V250H177ZM182 249H183V246H182ZM187 249V248H186ZM185 249V250H186ZM198 249V248H197ZM202 249V248H201ZM214 249V248H213ZM227 249V248H226ZM232 249V248H231ZM230 248H229V250H231ZM239 249V248H238ZM60 250H62V248L60 249ZM65 250V249H64ZM68 250V249H67ZM80 250V249H79ZM108 250V249H107ZM123 250V251H124ZM131 250H133V249H131ZM158 250V249H157ZM156 250V251H157ZM165 250V249H164ZM169 250V249H168ZM180 250H181V248H180ZM179 249H178V251H180ZM185 250H184V252H185ZM187 250H189V249H187ZM186 250V251H187ZM203 250V249H202ZM207 250V249H206ZM220 250H222V249H220ZM240 250H242V248L241 249H239V251ZM244 250V249H243ZM52 251H51V253H52ZM122 251V252H123ZM143 251V252H144ZM172 251V250H171ZM175 251V250H174ZM173 251V252H174ZM199 251H200V248H199ZM210 251L212 252V250L210 249ZM224 251V250H223ZM233 251H236V250H234L233 249ZM246 251H247V249H246ZM70 252V251H69ZM83 252V251H82ZM95 252V251H94ZM114 251H112V253H113ZM119 252H121V251H119ZM125 252H127L126 250H125ZM130 252V251H129ZM133 252V251H132ZM154 252H155V250H154ZM166 252V251H165ZM190 251H188V252H186V254L185 255H183V256H188L190 253H189ZM210 252V254H215L214 252L213 253H211ZM217 252H219V251H217ZM228 252V251H227ZM231 252V251H230ZM229 252V253H230ZM237 253H238V251H236ZM236 252L234 253V252H232L233 254H236ZM243 252V251H242ZM245 252V251H244ZM250 252L252 253V255L254 254L255 256H259V259H260V256L261 255H264V242H262V243H260V244H256L255 246H253V247H251L250 248ZM50 253V254H51ZM54 253V252H53ZM63 253V252H62ZM67 253V252H66ZM75 253H77V252H75ZM81 253V252H80ZM79 253V254H80ZM86 253V252H85ZM109 253H111V252H109ZM124 253V252H123ZM136 253V252H135ZM137 253H139V252H137ZM136 253V254H137ZM181 253V252H180ZM180 253H179V255H180ZM192 253V252H191ZM208 253V252H207ZM226 253V252H225ZM241 253V252H240ZM49 254V255H50ZM71 254V253H70ZM89 254V253H88ZM156 254H157V252H156ZM197 254H200V253H197ZM209 254V253H208ZM209 254V256H211ZM218 255H219V253H217ZM221 254V253H220ZM244 254V253H243ZM249 254V253H248ZM48 255V254H47ZM52 255V254H51ZM90 255V254H89ZM122 255H125V253L124 254H122ZM121 255V256H122ZM130 255V254H129ZM164 255V254H163ZM166 255V254H165ZM164 255V256H165ZM169 255V254H168ZM196 255V254H195ZM205 255V254H204ZM216 255V254H215ZM223 255V254H222ZM222 255H220V256H222ZM230 255V254H229ZM232 255V254H231ZM237 255V254H236ZM57 256V255H56ZM87 255H85V257H86ZM97 256V255H96ZM126 256V255H125ZM124 256V257H125ZM128 256V255H127ZM135 256H137V255H135ZM153 256H155L156 257V255L154 254ZM173 256V255H172ZM191 256V255H190ZM189 256V257H190ZM217 256V255H216ZM216 256H211L210 258L209 257H207V262H206V264H217V262L218 261H216V258L218 259L219 258V261L221 262L222 260H220V256L219 257H216ZM226 256V255H225ZM233 256V255H232ZM238 256V255H237ZM236 256V257H237ZM250 256H251V254H250ZM255 256H253V257H255ZM65 257H66V255H65ZM68 257H70V256H68ZM77 257H79V255L77 256ZM112 257H113V255H112ZM149 257V256H148ZM148 257H145L146 259H149ZM177 257V256H176ZM180 257V256H179ZM214 257H216V258H214ZM231 257V256H230ZM248 257V256H247ZM38 258V259H37ZM50 258H53V256L52 257H50ZM63 258V257H62ZM89 258V257H88ZM108 258H110V256L108 257ZM129 258H131L130 256H129ZM141 260H143V261H141V263L143 262V264H145V262H147V261H149V260H144V256L142 257L141 256ZM157 258V257H156ZM159 258V257H158ZM172 258V257H171ZM178 258V257H177ZM186 259H188V257H185ZM214 258V259H213ZM55 259H57V258H55ZM61 259V258H60ZM64 259V258H63ZM111 259H113V258H111ZM123 259V258H122ZM126 259H128V258H126ZM160 259H162V258H160ZM160 259H157V260H160ZM168 259V258H167ZM167 259L165 260V259H163V260H165V261H167ZM182 259V258H181ZM180 259V260H181ZM202 259V258H201ZM200 259V260H201ZM221 259H223V256H222V258ZM230 259V258H229ZM240 259V258H239ZM248 259V258H247ZM249 259H250V257H249ZM256 259V258H255ZM254 259V260H255ZM53 260V259H52ZM67 260V259H66ZM65 260V261H66ZM82 260V259H81ZM84 260V259H83ZM87 260V259H86ZM133 260V259H132ZM139 260H140V258H139ZM139 260H137V262H139ZM154 260V262L153 263H155V264H157L158 262H155V261H157V260H155V258H153L152 259V261ZM170 260V259H169ZM177 260V259H176ZM180 260H178V261H180ZM185 260V259H184ZM205 260L206 259H204V262L203 263H205ZM113 261V260H112ZM123 261V260H122ZM161 261V260H160ZM165 261H162L163 262V264L165 263L166 264V262ZM183 261V260H182ZM181 261V262H182ZM227 261V260H226ZM229 261H231V260H229ZM250 260H248V262H249ZM53 262H54V260H53ZM58 262H59V260H58ZM67 262H69V261H67ZM73 262V261H72ZM72 262H70V263H72ZM81 262V261H80ZM84 262V261H83ZM128 262H130V263H133V262H131L130 260H128L127 261V263ZM136 262V261H135ZM151 262V261H150ZM150 262H147L148 264L150 263ZM169 262V261H168ZM190 262V261H189ZM188 262V263H189ZM195 262H197V260L195 261ZM243 262V261H242ZM247 262V261H246ZM251 262H253V260H251ZM257 262V261H256ZM262 262H263V260H262ZM55 263V262H54ZM64 263V262H63ZM82 263V262H81ZM94 263V262H93ZM99 263V262H98ZM126 263V264H127ZM129 263V264H130ZM140 263V262H139ZM139 263H137V264H139ZM140 263V264H141ZM146 263V264H147ZM152 263V262H151ZM150 263V264H151ZM176 263H178V262H176ZM198 263V262H197ZM202 262H200L199 264H203ZM224 263V262H223ZM228 263V262H227ZM258 263V262H257ZM72 264H74V263H72ZM87 264V263H86ZM113 264V263H112ZM123 264V263H122ZM124 264H125V260H124ZM182 264V263H181ZM185 264H186V262H185ZM191 264V263H190ZM193 264V263H192ZM195 264V263H194ZM219 264V263H218ZM221 264V263H220ZM226 264V263H225Z\"/></svg>",
  "mask_w": 264,
  "mask_h": 264
}]
</instances>
